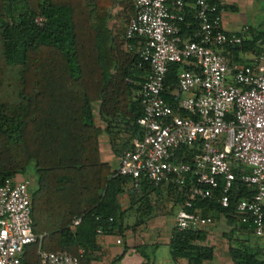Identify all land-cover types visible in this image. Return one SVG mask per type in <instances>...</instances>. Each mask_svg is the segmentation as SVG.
Wrapping results in <instances>:
<instances>
[{
  "label": "trees",
  "instance_id": "16d2710c",
  "mask_svg": "<svg viewBox=\"0 0 264 264\" xmlns=\"http://www.w3.org/2000/svg\"><path fill=\"white\" fill-rule=\"evenodd\" d=\"M193 2L184 0L182 38L195 28ZM133 14V0H0V185L32 163L36 182L30 218L32 232L42 235L39 248L66 252L79 264H100L97 231L121 238L155 216L162 198L171 195L177 209L185 199L184 191L173 186L115 176L101 159L102 132L116 156L140 134L135 124L141 116L138 91L148 67L125 49V26ZM261 34L224 49L227 62L250 63L238 55L258 54ZM181 69L170 64L163 82L162 97L173 110ZM193 152L179 150L177 159L190 163ZM126 186H131L130 205L122 210L118 195ZM253 193V187L236 179L227 192V206L221 207L216 202L223 194L218 180L211 198L192 204L191 210L225 219L229 231L223 237L232 264H264V248L250 245L238 234L250 236L251 230L236 225V203ZM76 218L80 222L72 229ZM206 236L207 231L173 226L168 243L172 259L185 264L211 260L213 248L201 245ZM37 248H24L22 264H38Z\"/></svg>",
  "mask_w": 264,
  "mask_h": 264
},
{
  "label": "built area",
  "instance_id": "2783aa9c",
  "mask_svg": "<svg viewBox=\"0 0 264 264\" xmlns=\"http://www.w3.org/2000/svg\"><path fill=\"white\" fill-rule=\"evenodd\" d=\"M133 5L124 31L125 49L138 54L148 72L138 91L141 116L135 124L140 134L118 156L114 175L184 191L174 226L207 232L214 219L191 210L193 202L211 198L220 180L223 194L216 202L226 207L227 192L237 179L254 193L236 203V225L247 226L264 248V30L257 41L260 50L250 63H228L224 49L239 46L245 34L222 30L220 0H194L195 28L187 38L179 27L184 0H133ZM170 64L182 67L173 92L175 110L162 97ZM182 149L195 151L190 163L177 159ZM30 210L28 181L4 180L0 264H22L21 255L30 244H37L38 264H79L66 252L40 250L42 235L32 232ZM79 222L72 220L71 228ZM120 242L116 238L115 244Z\"/></svg>",
  "mask_w": 264,
  "mask_h": 264
},
{
  "label": "crops",
  "instance_id": "0c3cea01",
  "mask_svg": "<svg viewBox=\"0 0 264 264\" xmlns=\"http://www.w3.org/2000/svg\"><path fill=\"white\" fill-rule=\"evenodd\" d=\"M221 2L224 6L220 14L222 30L244 33L247 39L263 32L264 0H221ZM253 56L252 53L247 52L240 53L238 58L248 63L251 62ZM98 139L102 161L115 168L118 156L111 152L108 136L102 132ZM14 179L21 180L22 178L18 174ZM128 189L129 186H126L124 191L118 195V202L122 210H126L130 205L131 193ZM134 193L136 194L138 191H134ZM176 211L177 208L173 210L171 216H167L165 219L155 215L144 223L124 231L121 238L109 235L97 236L96 242L101 250L100 264L111 262L114 264H185L184 260L174 261L172 259L168 246ZM216 236L213 227L207 232L205 241L201 243L203 246L213 248V258L203 261L202 264H232L223 234L221 239ZM252 237L251 244L262 247L261 241L254 235ZM116 238H120L119 245L115 244Z\"/></svg>",
  "mask_w": 264,
  "mask_h": 264
},
{
  "label": "rangeland",
  "instance_id": "374dc122",
  "mask_svg": "<svg viewBox=\"0 0 264 264\" xmlns=\"http://www.w3.org/2000/svg\"><path fill=\"white\" fill-rule=\"evenodd\" d=\"M20 177L23 180L28 181L29 192H31L35 188V182H36V176L34 173L32 163H29V165L27 166L24 173L20 174ZM129 187L131 188V186H129ZM172 202H173V197L171 195H169V197L162 198L156 205L155 215L163 217V219H165L167 216H171V214L173 213V210L175 209L174 207L171 206ZM206 215H209V214H206ZM213 227H214V233H216V235H217L216 237L218 239L223 238L222 234L224 235L225 233H227L229 231V227H227L225 219L220 215L216 216L214 218V224L208 229V232ZM242 234L240 235V233H239L238 235H240L243 238H246L250 245L256 246L254 244H251V242H253L252 235H250V236L244 235L243 236ZM234 235H236V234H234Z\"/></svg>",
  "mask_w": 264,
  "mask_h": 264
}]
</instances>
